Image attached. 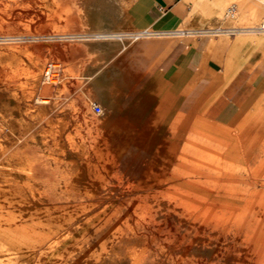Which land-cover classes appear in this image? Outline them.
<instances>
[{
	"label": "rangeland",
	"instance_id": "374dc122",
	"mask_svg": "<svg viewBox=\"0 0 264 264\" xmlns=\"http://www.w3.org/2000/svg\"><path fill=\"white\" fill-rule=\"evenodd\" d=\"M115 1L0 0V250L21 252L0 264H264V145L202 130L114 145V108L85 83L110 36L83 17ZM225 1L205 28L231 4L240 29L262 24V0Z\"/></svg>",
	"mask_w": 264,
	"mask_h": 264
},
{
	"label": "crops",
	"instance_id": "0c3cea01",
	"mask_svg": "<svg viewBox=\"0 0 264 264\" xmlns=\"http://www.w3.org/2000/svg\"><path fill=\"white\" fill-rule=\"evenodd\" d=\"M212 1L129 0L123 10H104L114 28L89 31L110 36L97 43L92 69L110 78L106 103L122 145L147 148L165 130L185 132L186 140L202 130L238 147L264 145V36L228 16L205 28L226 3Z\"/></svg>",
	"mask_w": 264,
	"mask_h": 264
},
{
	"label": "bare ground",
	"instance_id": "6f19581e",
	"mask_svg": "<svg viewBox=\"0 0 264 264\" xmlns=\"http://www.w3.org/2000/svg\"><path fill=\"white\" fill-rule=\"evenodd\" d=\"M77 1V0H76ZM85 2V1H84ZM262 3H263V8H264V0H262ZM87 4H89V3H87ZM90 7H91V4H90ZM86 8H88L86 5H85V9ZM104 10L105 9H95V8H88V10L86 9L85 11H87V12H85V13H87V14H85V15H83V16H85V17H83V19H85L86 18V24H88L87 25V27H88V30L90 31V32H97V31H100V30H104V29H112V28H114V26H115V24L117 23V21L116 20H114V19H112V18H107V17H105V12H104ZM82 12V11H81ZM84 12H82V14H83ZM81 14V15H82ZM237 15V13L233 16V17H235ZM82 17V16H81ZM233 17H230V18H233ZM82 19V20H83ZM84 21V20H83ZM84 21V22H85ZM254 27V26H253ZM256 29L254 30V31H258V32H260V33H264V18H263V22H262V24L261 25H259V26H257V27H255ZM90 38V37H89ZM96 42V41H95ZM92 44H95L94 42L92 43ZM108 57V56H107ZM55 65H53V67H54ZM51 69H52V67H51ZM45 72H47V71H45ZM51 72V71H50ZM51 74H53V73H51ZM53 75H55V74H53ZM99 70H97V69H92L91 68V70H90V73H89V75L87 76V78H86V86H90V87H92L93 89H94V91L96 90L98 93H99V95H100V97H101V100H102V102L103 103H106V102H108L109 101V94H110V92H108V90L106 89V86H107V84L109 83V79L110 78H99ZM54 82V81H53ZM95 91V92H96ZM93 92V91H92ZM46 101L44 100V103H45ZM115 108H119V105H116L115 106ZM108 121V120H107ZM106 121V122H107ZM107 125H108V123H107ZM106 125V126H107ZM109 125H114V130H113V132L114 133H117V134H121L122 133V128H121V126L120 125H118L114 120H112V121H110L109 122ZM119 142L117 143V144H114L115 146H117L118 147V151H121V150H123V149H125V147L127 146V145H122V140H118ZM193 144V143H192ZM111 145V144H110ZM194 148H196V147H194ZM143 149H145L144 147H143ZM236 152V151H235ZM204 153H206L205 151H204ZM216 156H218V155H216ZM222 158V157H221ZM217 159V158H216ZM4 161V160H3ZM221 164H222V162H221ZM1 168V167H0ZM125 178V177H124ZM143 183V182H142ZM123 185V184H122ZM229 186V185H228ZM231 186V185H230ZM237 187H238V185H237ZM243 189V188H242ZM121 190V189H120ZM244 190V189H243ZM123 191H124V189H123ZM123 191H122V194H123ZM249 191V190H248ZM63 192V191H62ZM140 192V191H139ZM142 192V191H141ZM65 193H67V192H65ZM99 193V192H98ZM104 194V193H103ZM119 194H121V192H119ZM127 194V193H126ZM63 195V194H62ZM61 195V196H62ZM133 195V194H132ZM112 196H114V195H112ZM126 196V195H125ZM111 198V197H110ZM149 198V197H148ZM111 199H113V198H111ZM116 199V198H115ZM148 200V199H147ZM150 200V199H149ZM252 201V200H251ZM144 204V203H143ZM144 206V205H143ZM142 207V206H141ZM180 208V207H179ZM158 212V211H157ZM187 214V213H186ZM157 215V214H156ZM179 215V214H178ZM188 215V214H187ZM185 217V216H184ZM181 218V217H180ZM66 221H71V220H74V218H71V217H69V215H67L65 218H64ZM129 219V218H128ZM54 221H58V218L57 219H54ZM181 222H183V221H181ZM197 222V221H196ZM198 223V222H197ZM195 224V223H194ZM197 225V224H196ZM203 226V225H202ZM204 227V226H203ZM188 232V231H187ZM187 234V233H186ZM161 235V234H160ZM164 235V234H163ZM109 236V235H108ZM162 236V235H161ZM177 236V235H176ZM187 236L188 235H186L185 237L187 238ZM2 237H4V239H6V238H9L10 236L9 235H2ZM179 239V238H178ZM17 241H18V238L16 239ZM10 241H12V239H10L9 241H7L8 243H7V245H5V247L3 248V249H1L0 250V253L1 254H11V253H14L15 254V258L17 259V258H19L18 256H19V253H21V252H19L17 249L15 250V248L13 247V246H16L15 244H12V242L11 243H9ZM163 242H164V240H163ZM182 242V241H181ZM150 243V242H149ZM175 243V242H174ZM148 245V244H147ZM153 245V244H152ZM179 245V244H178ZM177 245V246H178ZM182 245V244H181ZM180 245V246H181ZM187 245V244H186ZM234 245V244H233ZM179 246V247H180ZM167 247V246H166ZM188 247V246H187ZM156 248V247H155ZM170 248V247H169ZM235 248V247H234ZM167 249V248H166ZM175 249V248H174ZM185 249V248H184ZM243 249V248H242ZM170 250V249H169ZM228 250V249H227ZM239 250V249H238ZM152 251V250H151ZM156 251H157V249H156ZM157 253H158V251H157ZM187 253V252H186ZM249 253V252H248ZM182 254V253H181ZM253 254V253H252ZM237 255V254H236ZM255 255H256V253H255ZM248 256V255H247ZM182 257V256H181ZM255 257V256H254ZM239 258V257H238ZM237 258V259H238ZM158 259V258H157ZM193 259V258H192ZM188 260V259H187ZM177 261V260H176ZM189 261V260H188ZM15 262V261H14ZM10 264V261L9 262H7V264ZM144 263V262H143ZM177 263V262H176ZM179 263V262H178ZM237 263V262H236ZM4 264V263H3ZM6 264V263H5ZM166 264V263H165ZM181 264H182V262H181Z\"/></svg>",
	"mask_w": 264,
	"mask_h": 264
},
{
	"label": "built area",
	"instance_id": "2783aa9c",
	"mask_svg": "<svg viewBox=\"0 0 264 264\" xmlns=\"http://www.w3.org/2000/svg\"><path fill=\"white\" fill-rule=\"evenodd\" d=\"M236 13H237V8L234 4H231L225 8V15L228 17H233ZM47 71H48V74L51 75V73H49V70H47ZM93 111L95 113L101 112V106L97 103H94L93 104Z\"/></svg>",
	"mask_w": 264,
	"mask_h": 264
}]
</instances>
